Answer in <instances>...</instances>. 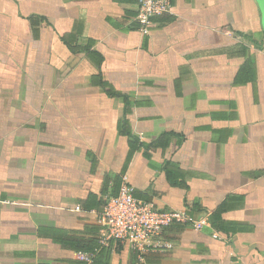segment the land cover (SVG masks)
<instances>
[{
  "label": "crops",
  "instance_id": "crops-1",
  "mask_svg": "<svg viewBox=\"0 0 264 264\" xmlns=\"http://www.w3.org/2000/svg\"><path fill=\"white\" fill-rule=\"evenodd\" d=\"M137 10L0 0V264H85L123 176L209 225L93 264H264V0H171L148 35Z\"/></svg>",
  "mask_w": 264,
  "mask_h": 264
},
{
  "label": "built area",
  "instance_id": "built-area-1",
  "mask_svg": "<svg viewBox=\"0 0 264 264\" xmlns=\"http://www.w3.org/2000/svg\"><path fill=\"white\" fill-rule=\"evenodd\" d=\"M139 31L148 35L153 21L170 13L171 0H135ZM102 227L100 245L127 246L139 260L149 252L161 251L163 231L174 225H187L196 232L208 227L206 216L194 218L183 211H160L152 203L135 198L127 178H121L118 193L110 197L98 215ZM168 248V246H165ZM77 259L91 263V256L78 253Z\"/></svg>",
  "mask_w": 264,
  "mask_h": 264
},
{
  "label": "trees",
  "instance_id": "trees-1",
  "mask_svg": "<svg viewBox=\"0 0 264 264\" xmlns=\"http://www.w3.org/2000/svg\"><path fill=\"white\" fill-rule=\"evenodd\" d=\"M74 243H76L78 245V248H77L78 252L77 253H86V254H89L91 256V263L90 264H93L94 259H95V253L97 250H99L101 248H108L109 246H111V243H108L106 246H101L100 245V239H98L97 244H95L94 247L92 246L93 248H91L89 250H87L85 247H83L84 244L81 241H75Z\"/></svg>",
  "mask_w": 264,
  "mask_h": 264
}]
</instances>
